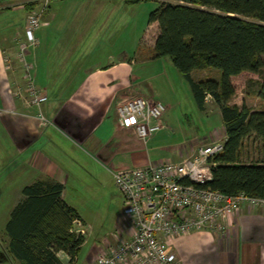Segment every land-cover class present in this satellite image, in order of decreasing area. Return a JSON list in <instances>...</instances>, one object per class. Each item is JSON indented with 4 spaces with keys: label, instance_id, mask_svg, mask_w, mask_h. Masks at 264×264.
I'll return each mask as SVG.
<instances>
[{
    "label": "crops",
    "instance_id": "obj_1",
    "mask_svg": "<svg viewBox=\"0 0 264 264\" xmlns=\"http://www.w3.org/2000/svg\"><path fill=\"white\" fill-rule=\"evenodd\" d=\"M55 1L36 0L32 9L38 10L47 4L46 19L52 21L45 25L48 30L62 20L70 21L69 36L74 54L69 61H58L45 26L36 31L41 44L31 49L28 56L34 64L35 82L47 97L41 111L28 107L16 96L24 82L17 60L18 42L23 38L30 4L28 1L27 5L24 1L19 3L15 10L22 14L16 22L11 20L15 11H0V21H4V26L0 27V163L8 164L6 172L0 174V186L3 184L0 194L13 195L9 208L0 216V264H20L8 255L5 228L11 212L23 199L26 186L39 180L64 186L62 197L79 213L85 229V242L74 264H91L104 250L106 237L116 245L113 233L120 228H124L123 238L129 237L131 228L123 220V198H117V212L108 224L97 211L79 212L75 204L67 200L68 190L80 194L91 183L98 189L116 187L113 173L117 171L164 161L180 162L190 152L187 148L177 152L174 146L163 144L165 133H174L175 121L173 105L162 99L167 98L165 93L151 87H147V93L143 87L141 89L147 73L153 75L157 71L159 77H164L166 69L162 68L161 59L137 60L141 38L134 39L137 47L133 54L121 45L124 5L129 3L125 0H61L60 6L71 2V8L64 13L59 9L52 11L53 5H59ZM102 18L104 23L91 24L94 19ZM149 29L158 30V23H148L145 35ZM150 47L153 50L155 42ZM168 63L171 64L167 74L179 80L180 72H174L173 63ZM153 67L156 70L151 71ZM180 77L179 82L185 87V79ZM166 82L164 79L161 83ZM167 85L163 86V91H173ZM135 96L162 102L167 108L162 119L164 129L149 142H143L134 129L122 128L117 123V106ZM212 101L209 98L206 104ZM40 112L48 123L35 118ZM224 136L220 140H225ZM216 137L214 135L211 141L219 140ZM16 170L21 173L20 182L24 180L21 185H14L17 181L11 174ZM3 195L0 207L7 201ZM223 223L227 226L223 231H202L174 238L170 244L180 264H264V208L244 205ZM73 229L78 230V225L73 224ZM58 257L63 263L68 262L65 253H58Z\"/></svg>",
    "mask_w": 264,
    "mask_h": 264
},
{
    "label": "trees",
    "instance_id": "obj_2",
    "mask_svg": "<svg viewBox=\"0 0 264 264\" xmlns=\"http://www.w3.org/2000/svg\"><path fill=\"white\" fill-rule=\"evenodd\" d=\"M148 22L159 27L152 59L170 57L200 111L208 96L221 109L224 150L209 159L213 179L205 187L264 198V161H242L247 139L254 136L264 145V111L231 104L232 77L264 74V0H167L151 11ZM205 69L217 70L220 78L196 81L192 73ZM256 95L264 100V75ZM63 191L62 184L45 180L23 189L5 228L8 255L20 264H65L60 252L68 256L66 264L76 262L85 236L74 232L73 224L83 221Z\"/></svg>",
    "mask_w": 264,
    "mask_h": 264
},
{
    "label": "built area",
    "instance_id": "obj_3",
    "mask_svg": "<svg viewBox=\"0 0 264 264\" xmlns=\"http://www.w3.org/2000/svg\"><path fill=\"white\" fill-rule=\"evenodd\" d=\"M46 5L29 13L24 39L18 42L17 60L23 70L25 94L33 98L32 104L37 108L46 103L47 97L36 87L34 65L27 57L30 49L39 45L36 31L44 24ZM16 96L22 94L17 92ZM25 101L29 106L30 101ZM166 111L162 102L135 96L117 106V123L122 128L134 129L143 142H148L164 129L162 119ZM39 117L44 124L48 123L42 113ZM224 142L215 140L191 148L180 162L164 161L113 173L115 186L123 198V220L131 232L126 238L124 228L114 232L116 245L106 237L104 250L91 264H180L170 244L174 238L195 232L223 231L227 227L223 222L244 205L264 208V198L246 193L231 196L205 187L213 179L209 159L223 152ZM74 224L79 229L73 231L85 235L83 223Z\"/></svg>",
    "mask_w": 264,
    "mask_h": 264
},
{
    "label": "rangeland",
    "instance_id": "obj_4",
    "mask_svg": "<svg viewBox=\"0 0 264 264\" xmlns=\"http://www.w3.org/2000/svg\"><path fill=\"white\" fill-rule=\"evenodd\" d=\"M21 1H24V5L25 4L27 5L26 1H28V4L30 5H33L36 2V0H0V11L1 12L15 11V13H12L11 15L12 18L11 20L13 22L19 21V18L22 13L15 9L19 6V3ZM164 1L167 0H148L146 2H142L139 4L124 5L125 7V12H124L125 19H124V27H123L124 36L121 45L124 47L125 51H128V53L133 54V51L137 47L136 43H134V39L138 37L140 40L141 38V42H140L141 46H138V49L140 50L138 56L136 57L137 60L142 61L146 59L148 60L150 58L152 59V56L154 55V53H152V49L150 46H152L156 41V38L158 37L159 34V29L158 30L149 29L146 35L144 34V32L147 28V24L149 23L148 19L151 11L157 8L158 5ZM59 2H61V0H56L55 4H59ZM70 3L71 2L67 1V3H63L62 6H60V4L57 6L53 5L52 11L59 9V11L65 13L67 9L69 10L71 8L69 6ZM41 8L42 6H40L38 10H41ZM35 10H36L35 8L31 9L30 13ZM48 11L49 8L46 9V15L43 17L44 26L47 25V22L49 24L52 23L50 18L46 19L48 18L47 16ZM61 19L62 18H60V20ZM104 22L105 19L103 18L94 19L91 24L95 23L96 25H98L99 23L102 24ZM3 23L4 21L1 20L0 27L4 26ZM69 25H70L69 20H66V23H64V20H62L59 24H55L51 30H48L47 29L48 26H45L46 28L45 30H47V32L50 33L49 44L52 43L54 45V54L58 61H65V60L69 61L72 58V54H74L71 51V38L69 36L70 33L69 28L71 27ZM66 28H68V30H66ZM22 36H23L22 39H24V32ZM107 37L109 38L110 34H108ZM36 38L39 41V45H40L41 40L37 36V33H36ZM121 45L119 42V47ZM29 57L30 56L27 57L28 61H29ZM159 59H161L163 66L162 68H164V70L166 69L164 77L162 75L161 77H159L157 71L156 74L154 72L153 75H151V73H147L145 82L143 76L141 89L144 88L145 93H147L146 92L147 87L149 89L150 87L154 88L158 91L162 90L160 93H165V95L167 96L166 99L165 98L162 99H164V101L168 100L169 104L173 105V118H175L174 127H173L174 133L171 134L165 133V137H164L165 139H163V144L171 147L174 146L173 148H176L177 152L182 150L185 151V149L187 148V152H188L191 150V148H194L200 144H209L210 142H212L211 140H213L212 137L214 135L215 138H217L216 136H218L219 140L223 139L225 137L224 136L225 129L220 116L221 114L220 107L214 101H212L211 103L205 104V110L203 113L199 111L188 83L185 82L184 79H182L184 80V84H185V87H182L179 82L181 75H178L179 76L178 77L179 80H178L177 78H175L173 74L171 73L167 74V69L171 64V63L169 64L168 62H172L170 57H161ZM30 63L34 65L32 62ZM172 68H174L173 69L174 72H178V70L174 66ZM154 70H156L155 67L151 68V71ZM263 75H264L263 73L254 74L250 72H244L238 76H235V78L232 79V82L235 85L236 94L232 98L231 104L240 105V106L245 104L248 108L252 110L264 111V100L259 99L256 95L257 90L259 88V83L262 81ZM162 77L163 79H161ZM193 77L196 81H200L208 78L218 80L220 78V73L214 69L196 70L193 73ZM164 79L167 81L166 83L168 84L167 85L168 89L173 90V91L169 90L170 96L167 91H163L164 89L163 86H165L166 83L162 84L161 82ZM35 85L39 90H41L36 83ZM25 86H26L25 82H23L21 90L18 91V94L19 93L22 94V96L19 97L20 98L19 100L23 104L25 100H28L30 101L31 107L34 108L36 106L35 108H37V105L32 104L33 98L28 94H25ZM26 105L28 106L27 103ZM41 108L38 107L40 111ZM40 114L41 113H38L37 116H35V118L39 119L40 122L45 123L44 121H42V119H40L39 117ZM242 161L244 162L264 161V145L259 139L252 136L251 138L245 141L242 152ZM6 166L8 167L7 163L4 162L0 163V174L6 172L4 171ZM18 170L13 171L11 174V176L12 175L14 176L13 177L14 181L15 180L17 181V183H14V185H21L22 182H24V180L20 182L21 173ZM2 188H3V184L0 186V191H2ZM7 191H9V189H7ZM12 191L13 189L10 190V192ZM68 191H69V195L67 196V200L75 204V207L79 210V212L90 213L91 211H97L99 214H102L103 217H105V219L108 220V224H111V221L109 220L113 219L114 214L117 212V202H118L117 198L121 196L116 187L98 189L95 188V185L93 183H91L89 184V187L81 190L80 194H76V192H72L71 190ZM78 191H80V189ZM1 195L3 194H0V196ZM3 198H7V201L6 202L1 201L2 203H6V204L0 207V216H2V214H4V211L9 208L10 203H12L13 195H8V194L3 195ZM2 245L5 246L4 244Z\"/></svg>",
    "mask_w": 264,
    "mask_h": 264
}]
</instances>
